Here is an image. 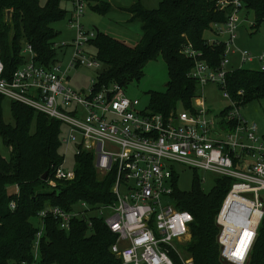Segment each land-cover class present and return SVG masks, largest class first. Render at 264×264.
I'll return each mask as SVG.
<instances>
[{"label": "built area", "instance_id": "2783aa9c", "mask_svg": "<svg viewBox=\"0 0 264 264\" xmlns=\"http://www.w3.org/2000/svg\"><path fill=\"white\" fill-rule=\"evenodd\" d=\"M68 1L73 7L68 24L75 37L70 45L74 53L66 67L57 61L49 67L36 63L34 52L26 46L24 61L14 71L5 72L0 60V97L59 121L67 130L61 143H75L76 155L91 154L98 175L112 173L115 200L98 208L83 202L69 211L58 206L42 208L37 215L32 260L27 264L41 260L39 245L47 217L63 231L71 230L74 220L83 221L88 228L93 219L102 220L116 239L110 251L120 264H174L173 257L181 264H192L185 251L191 239L192 216L173 206L177 166L194 171L200 184L205 180L198 171L231 181L215 216L216 240L223 263L246 264L264 217V133L260 135L258 126L243 117V93L238 91L233 98L225 77L246 66L264 72V53L253 56L233 46L244 1L216 2V8L228 15L225 23L212 26L213 33L227 36L226 40L207 41L225 47L218 65L210 66L189 43L181 50L193 63L188 77L197 81L198 88L215 85L228 102L213 117L205 107L203 92L196 95L189 109L175 108L164 114L140 110V102L127 98L119 84L98 87V81L91 80L86 95L66 84L72 69L101 72L103 68L95 55L82 50L96 37L80 24L86 0ZM230 55L236 57L237 65H232ZM61 161L51 167L47 177L50 188H55L57 181L75 178L74 171L66 170L63 158ZM10 189L18 195L17 186ZM9 208H14V202Z\"/></svg>", "mask_w": 264, "mask_h": 264}, {"label": "trees", "instance_id": "16d2710c", "mask_svg": "<svg viewBox=\"0 0 264 264\" xmlns=\"http://www.w3.org/2000/svg\"><path fill=\"white\" fill-rule=\"evenodd\" d=\"M135 1L129 9L120 6L119 9L130 20L140 22L142 38L138 44L128 46L98 32L87 44L103 65L95 78L97 86L124 87L138 81L145 63L160 56L167 64L169 82L164 93L151 95L150 107L164 114L177 105L189 109L197 95L198 83L188 77L193 63L181 50L189 43L210 66L218 65L225 47L208 45L204 34L214 23H225L227 11L216 8L218 0H162L152 10H145ZM243 1L244 12L254 14L252 26L264 24V0ZM62 2L67 0H47L44 6L38 0H0V60L5 72H12L23 63L22 50L26 46L34 52L36 63L49 67L56 61L57 33L51 26L67 15ZM255 69V66H246L225 77L233 98L242 91V107L264 98V72ZM11 115L14 124L6 125L0 107V136L10 150L8 159L0 155V264H27L32 260L38 231L33 220L42 208L58 206L69 211L81 202L92 208L112 204L114 176L112 173L98 175L92 155L82 153L74 157L75 178L57 181L55 188H50L41 176L47 173L49 178L51 167L62 162L58 152L60 122L14 102ZM32 124L34 132L30 131ZM230 183L217 179L213 190L205 194L196 177L192 191L176 188L173 193V206L192 216L191 239L185 245L192 264H225L220 259L216 240L215 216ZM14 186L18 187V195L9 190ZM11 202H14L13 209L9 208ZM43 225L39 245L41 264H120L110 251L116 239L102 220L93 219L89 228L83 221L74 220L69 231L60 230L49 217L44 218ZM250 251L246 264H264V217ZM173 260L174 264H181L176 257Z\"/></svg>", "mask_w": 264, "mask_h": 264}, {"label": "rangeland", "instance_id": "374dc122", "mask_svg": "<svg viewBox=\"0 0 264 264\" xmlns=\"http://www.w3.org/2000/svg\"><path fill=\"white\" fill-rule=\"evenodd\" d=\"M47 0H38L41 6L45 5ZM139 4L146 10L157 9L162 0H137ZM135 0H86V7L83 15L80 18V24L84 31L96 32L105 34L114 40H118L125 43L128 46L138 44L142 38L141 24L139 21L130 20V17L119 9L120 7L129 9ZM62 8L67 12L66 17L62 21L52 23L57 36L54 39L56 47V61L63 68L66 67L70 58L72 57L74 50L70 46L75 37L74 31L69 27L70 12L72 11V3L68 0L62 2ZM241 23L235 32L236 38L233 46L236 50H247L253 56L264 53V24L257 26H251L254 21V14L251 12L240 13ZM204 38L207 41L219 40L225 41L227 36L216 35L212 31H207L204 34ZM83 52L87 55H95V50L89 45H85L82 48ZM26 57V56H24ZM235 56L230 55L232 65H237ZM97 73L95 70L83 68L72 69L69 71L65 78L66 84L70 85L73 89L83 94H87L92 88L91 80H95ZM142 76L139 80H134L128 85L124 86L123 92L130 100L137 99L140 102V110H151L150 101L152 94H162L165 91L166 85L169 82L167 64L163 59L158 56L154 60H150L145 63L142 68ZM205 99V107L210 112V115L219 114L223 108L228 105V102L222 98L215 85H207L203 88H198L196 94L202 95ZM1 103V116L4 123L13 125L14 118L11 115V101L0 97ZM197 101V100H196ZM196 101L194 105H196ZM176 109L179 111L182 109V105H177ZM242 115L249 122H253L258 126L259 134L264 133V98L260 100L252 101L244 105L242 108ZM34 124H32L30 131L34 132ZM67 130L61 125V140L65 139ZM59 155L63 158V167L68 171L75 170L74 157L77 152V145L75 143L65 144L61 143L58 149ZM10 154L9 148L5 147L3 140L0 136V155L4 159H8ZM179 178L176 179V188L180 191L190 192L192 191L193 181L196 174L194 171L186 167H176ZM198 176L201 179L204 178V183L201 184V189L205 194L210 193L212 187L217 180L215 175L198 171ZM11 190V189H9ZM111 212H106V215H110ZM33 224L39 228L38 220H33ZM186 242V241H185ZM185 244V243H183ZM38 264H41L40 260Z\"/></svg>", "mask_w": 264, "mask_h": 264}, {"label": "water", "instance_id": "95a60500", "mask_svg": "<svg viewBox=\"0 0 264 264\" xmlns=\"http://www.w3.org/2000/svg\"><path fill=\"white\" fill-rule=\"evenodd\" d=\"M9 15V11H7V17ZM42 180H47V173H44L42 176H41Z\"/></svg>", "mask_w": 264, "mask_h": 264}]
</instances>
